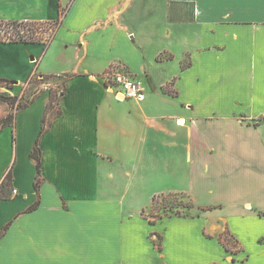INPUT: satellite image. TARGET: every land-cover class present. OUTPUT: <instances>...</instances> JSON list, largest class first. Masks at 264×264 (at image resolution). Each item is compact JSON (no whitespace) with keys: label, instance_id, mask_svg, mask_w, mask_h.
Returning a JSON list of instances; mask_svg holds the SVG:
<instances>
[{"label":"crops","instance_id":"0c3cea01","mask_svg":"<svg viewBox=\"0 0 264 264\" xmlns=\"http://www.w3.org/2000/svg\"><path fill=\"white\" fill-rule=\"evenodd\" d=\"M62 11L46 48L0 43V79L69 76L0 130V264H264V0H0L4 22ZM168 194L194 211L150 223Z\"/></svg>","mask_w":264,"mask_h":264},{"label":"trees","instance_id":"16d2710c","mask_svg":"<svg viewBox=\"0 0 264 264\" xmlns=\"http://www.w3.org/2000/svg\"><path fill=\"white\" fill-rule=\"evenodd\" d=\"M64 11H62L61 13H59L58 18L53 21V23H48L50 25H56L55 29L57 28V26L59 25V18L60 16L63 14ZM38 22H17V21H12V22H4V21H0V26H11L13 27V29L15 30L18 27H21L23 25H35ZM53 36V35H52ZM52 40V37H50L48 39L47 42H45V48L48 46V43ZM5 42H11V43H40L41 41L32 37H24L22 36L20 33H15L12 38H0V43H5ZM37 76L36 73L30 74L27 79L25 80V82H27L30 78H32L33 76ZM61 77L62 79H68L69 76L64 75V76H58ZM48 78L43 76L42 80ZM5 83V84H14L16 82H12L10 80L7 79H0V84ZM44 90V89H43ZM40 90L38 92V94L35 95V93H33V95L30 98H19L17 96L15 97H1L0 96V101L1 102H5L7 105H9L10 107H13L14 103L18 101V105L15 108L13 114H8L5 118L0 120V130L6 127H14V120L16 115L22 111L23 109H25L26 107H28L40 94H42L44 91ZM52 90H49V92ZM168 91V90H166ZM51 97L54 99V97H56V95L54 96V94H52V92H50ZM45 130V126L42 127V130L39 134V137L41 136V134L44 132ZM39 137L37 138L36 142H35V146L33 148V150L31 151V157L34 159L35 161V167H36V173L37 176H39L40 173V160H39V155H40V151L38 148L39 145ZM10 181H11V171H9L4 180L2 181L1 185H0V190H4L5 188H8L10 185ZM38 183V180H36V185ZM1 198V196H0ZM158 199H162V202L160 203V205L158 204ZM178 199H182V200H186V203H179L177 200ZM159 205V209L158 212H162V214L158 217V218H152V217H147L150 223H154L157 220H161L165 217H186L185 212L187 211H191L192 209L195 208L194 202L193 200L190 198V196L187 195H183V194H168L165 196H158V197H154V199L152 200V204L150 206V209H153V207L155 205ZM183 210V211H182ZM203 210V209H200ZM204 211V210H203ZM226 234L230 237V239L233 241L234 245H237V242L226 232ZM220 241H222V243L224 244V247L226 248V250H229V245L225 244V240H224V236L220 235L219 238ZM214 264H218V263H214Z\"/></svg>","mask_w":264,"mask_h":264},{"label":"rangeland","instance_id":"374dc122","mask_svg":"<svg viewBox=\"0 0 264 264\" xmlns=\"http://www.w3.org/2000/svg\"><path fill=\"white\" fill-rule=\"evenodd\" d=\"M48 7L52 6V3L50 2L47 4ZM51 24V23H50ZM48 23H37L35 25H23L21 27L16 28L15 30L11 26H0V38H12V36L15 33H20L24 37H32L35 39L40 40L41 42L45 43L48 41L50 37L54 34L55 26L56 25H50ZM122 73V71H119ZM61 77H48L42 80V77L33 76L30 78L27 82H17L14 84H0V96L1 97H23V98H30L33 93L38 94L40 90H52V94L54 96L59 94L61 92V88L57 87L62 83ZM43 90V91H44ZM41 95V94H40ZM17 100L13 107H10L5 102L0 101V120L5 118L8 114H13L15 108L18 105ZM179 203H186V200L178 199ZM162 202V199H158V204ZM159 205H155L153 209H149L146 212V217H152V218H158L162 212H158ZM194 211V209H192ZM191 211L185 212L186 216H189L191 214ZM183 211V210H182ZM222 236H224L225 244H228L230 248H234L235 245L233 241L230 239V237L226 234V232L222 233Z\"/></svg>","mask_w":264,"mask_h":264},{"label":"built area","instance_id":"2783aa9c","mask_svg":"<svg viewBox=\"0 0 264 264\" xmlns=\"http://www.w3.org/2000/svg\"><path fill=\"white\" fill-rule=\"evenodd\" d=\"M104 84L115 95L128 100L140 102L144 99V87L140 81L131 78L125 73L115 72L105 75ZM16 193V191H13Z\"/></svg>","mask_w":264,"mask_h":264}]
</instances>
